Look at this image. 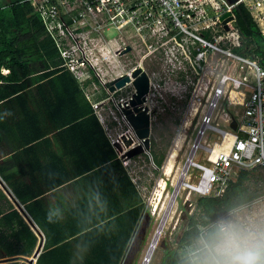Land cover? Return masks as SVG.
<instances>
[{
    "label": "built area",
    "instance_id": "2783aa9c",
    "mask_svg": "<svg viewBox=\"0 0 264 264\" xmlns=\"http://www.w3.org/2000/svg\"><path fill=\"white\" fill-rule=\"evenodd\" d=\"M27 1L54 42L59 67L72 73L99 122L114 131L110 137L123 163L134 159L127 153L142 143L124 111L136 88L129 82L111 91L109 83L123 75L133 81L134 70L141 68L150 78L144 104L150 114L154 79L168 83L179 72L177 83L185 91L195 83L199 117L191 145L193 168L186 172L184 188L222 196L241 169L264 167V68L257 55L236 51L242 35L235 25V7L243 4L264 35V0ZM227 11L231 15L221 19ZM151 67L161 71L150 72ZM101 87L109 95L100 97ZM126 87H131L128 95L117 99ZM234 106L241 109L233 111ZM208 130L217 139L207 138ZM199 150L203 153L196 161ZM147 155L155 164L152 153ZM245 206L258 207V200Z\"/></svg>",
    "mask_w": 264,
    "mask_h": 264
},
{
    "label": "crops",
    "instance_id": "0c3cea01",
    "mask_svg": "<svg viewBox=\"0 0 264 264\" xmlns=\"http://www.w3.org/2000/svg\"><path fill=\"white\" fill-rule=\"evenodd\" d=\"M179 78L177 72L169 82ZM24 98L0 103V264H70L73 255H116L112 237L124 231L119 223L100 221L134 203L135 190L143 199L144 185L130 170L134 160L123 163L110 137L114 131L101 123H39L26 115L38 110L40 97ZM90 227L96 228L83 236Z\"/></svg>",
    "mask_w": 264,
    "mask_h": 264
},
{
    "label": "trees",
    "instance_id": "16d2710c",
    "mask_svg": "<svg viewBox=\"0 0 264 264\" xmlns=\"http://www.w3.org/2000/svg\"><path fill=\"white\" fill-rule=\"evenodd\" d=\"M235 14L242 35V44L236 51L245 55H257L264 68V35L245 5L236 6ZM61 62L54 42L46 35L44 25L36 16L30 2L0 0V103L7 100H25L27 94L33 93L40 97L37 101L39 107L38 110L35 109L36 112L28 110L30 114L26 115L27 118L33 116L39 123L43 119L53 124H100L80 84L71 72L59 67ZM3 67L6 70L4 73ZM28 109H31L29 105ZM112 150L114 162L117 155L113 147ZM153 159L160 168L165 155H153ZM121 170L123 177L130 181L126 170L122 167ZM257 171L261 173L256 178L254 173ZM254 177L256 183L252 186L249 181ZM134 195V203L127 204L125 210L100 221L119 223L124 231V234L118 232V237H112L115 245L112 244L111 252L116 251V255H73L75 264H122L124 259L131 256L127 254V248L134 231L145 213L151 215L139 192L135 190ZM260 196H264V167L241 169L222 196L198 197L195 210L188 217L179 243H192L200 237L206 239L219 219ZM92 228L96 227L84 229L81 234L91 231ZM163 264H189V261L174 250Z\"/></svg>",
    "mask_w": 264,
    "mask_h": 264
},
{
    "label": "rangeland",
    "instance_id": "374dc122",
    "mask_svg": "<svg viewBox=\"0 0 264 264\" xmlns=\"http://www.w3.org/2000/svg\"><path fill=\"white\" fill-rule=\"evenodd\" d=\"M111 34L114 33L111 32ZM149 70L150 72L161 71V69H158L157 67H151ZM172 80H176L175 75L172 76ZM154 81L155 88H153L150 99L152 108L151 152L155 156H160L162 154L165 155L162 165L164 166L167 157L174 148L175 143H177V139H180L179 136L182 137L183 145L180 154L177 157V168L179 172H182L191 152L192 140L195 137L196 131L195 124L199 117V114H193L194 109L198 107V105L194 104V101L197 100L194 92L195 83L189 82L187 86L188 91H185V88H183L180 83H177V81L169 83L162 81L160 84L157 79H154ZM101 90L102 94L99 95L100 97L109 95L103 87H101ZM130 90L131 87H126L118 92L115 97L117 99L121 97L125 98ZM110 105L111 104H108L107 106ZM232 108L233 111L241 109L239 106H234ZM189 120L191 123L193 121V123L191 124ZM185 123L188 124V126L185 125ZM220 126L224 128V122L222 120H220ZM214 137L217 139V135L208 130L207 138L212 139ZM202 153L203 150L197 152L195 158L196 161L201 159ZM133 160L134 163H131L130 170L144 185V187L142 186L141 188V192L151 215L148 216V214L145 213L140 220L130 244L132 246V251L129 255L131 256L127 258L124 264H143L146 257L145 255L148 252L153 237L155 236L154 233H156V230H158V227L162 222V217L165 213V209L162 211V208H166L167 210V205L173 194L176 184L174 178L177 177V173L170 177L164 175L165 173L162 166L160 168L157 167L146 153L135 156ZM190 168H193L192 164ZM191 171L193 173L196 172V170ZM257 173H254L256 178L261 171H257ZM163 179L166 181L167 187L166 190L163 191L164 197L161 202V199L159 200L158 196L160 189L159 183L160 180ZM255 183V177L253 180L249 181V184L252 186H254ZM183 186L184 185H182L176 197V201L172 206L169 219L149 264H163L168 255L174 250H176L182 258L189 261L191 254L197 249V247H199V242L203 239L200 237L192 243H179V239L185 230L188 217L194 212L197 199L201 196L195 192H191ZM257 200L259 204L258 207L249 206L246 208V206L243 205L226 220H235L237 217L246 220L250 216L258 217L261 214H264V197L260 196ZM161 215L162 217H158Z\"/></svg>",
    "mask_w": 264,
    "mask_h": 264
},
{
    "label": "clouds",
    "instance_id": "9594fccd",
    "mask_svg": "<svg viewBox=\"0 0 264 264\" xmlns=\"http://www.w3.org/2000/svg\"><path fill=\"white\" fill-rule=\"evenodd\" d=\"M189 264H264V214L218 222Z\"/></svg>",
    "mask_w": 264,
    "mask_h": 264
},
{
    "label": "water",
    "instance_id": "95a60500",
    "mask_svg": "<svg viewBox=\"0 0 264 264\" xmlns=\"http://www.w3.org/2000/svg\"><path fill=\"white\" fill-rule=\"evenodd\" d=\"M237 0H229L230 3H235ZM231 15V12L227 11L224 13L221 17V19L226 18L227 16ZM237 26L238 24L235 23ZM130 50V48H128ZM127 50V51H128ZM132 77L134 80H131V77L129 75H123L122 77L112 81L110 83V90L115 91L116 88H121L125 86L127 83L132 82L134 87L136 88V92L133 93L129 107H126L124 109L125 113L128 115V118L132 125L135 128V132L138 136L139 139L142 140V143L128 151L127 156L128 157H135L138 155H141L143 153H151V130H152V118L151 114L149 112V107L147 105H144L146 102V97L145 94L148 93L149 91V86H150V78L149 75L146 71H143L141 68H137L134 70ZM232 126L235 129L237 127V122L234 119L232 122ZM193 152H190L189 157L187 158V163L182 169V172L180 174V177L174 187L173 194L171 196V199L167 205V210L165 211V215L163 217L162 222L160 223L159 227H162L161 230L163 229V226L165 225L166 221L168 220L172 206L174 205V202L176 201V197L182 187V185L185 182L186 178V172L190 167V159L192 156ZM190 158V159H189ZM192 160V159H191ZM156 165V164H155ZM157 166V165H156ZM163 168V166H162ZM160 230V231H161ZM156 235L153 237V240L156 239L157 231L155 233ZM158 240H156V245H158ZM132 251V246L129 248V253ZM152 257V256H151ZM151 257L149 259H151ZM149 260L148 258H145Z\"/></svg>",
    "mask_w": 264,
    "mask_h": 264
},
{
    "label": "bare ground",
    "instance_id": "6f19581e",
    "mask_svg": "<svg viewBox=\"0 0 264 264\" xmlns=\"http://www.w3.org/2000/svg\"><path fill=\"white\" fill-rule=\"evenodd\" d=\"M196 106V105H195ZM198 107H196L195 109H194V115H196V113H197V111H198ZM192 114V113H191ZM190 119V118H189ZM191 120V119H190ZM189 120V121H190ZM190 123H191V121H190ZM192 124V123H191ZM187 126H188V124H186ZM190 125V124H189ZM180 135V134H179ZM178 138V137H177ZM179 138L180 139H177V143H175V146H174V148L171 150V152H170V154H169V156L167 157V160L165 161V163H164V166H163V171H164V175H167V176H173V174H175V173H177V177H175L174 178V182L175 183H177V181H178V179H179V177H180V174H181V172H179V170H178V166H177V157L179 156V154H180V150H181V148H182V145H183V139H182V137H180L179 136ZM185 140V139H184ZM191 158H192V156H191ZM190 159V158H189ZM190 161V164H192V161H191V159L189 160ZM176 180V181H175ZM174 183V184H175ZM176 185V184H175ZM184 185V184H183ZM166 187H167V183H166V181L163 179V180H160V183H159V200L161 199V202H162V200H163V197H164V192L163 191H165L166 190ZM161 204V203H160ZM165 207V206H164ZM163 209H165V211H166V208H162V211H163ZM160 213V212H159ZM163 213V212H162ZM166 213V212H165ZM165 213H164V215H165ZM161 214V213H160ZM158 217H162V215L161 216H158ZM164 217V216H163ZM163 217H162V220H163ZM169 219V218H168ZM168 221V220H167ZM167 221H166V223H167ZM166 223H165V225L163 226V229L161 230V228L162 227H158V230H156L157 231V235L158 236H156V239L155 240H152V242H151V244H150V246H149V248H148V252L146 253V257L145 258H150L152 255H153V253H154V250H155V248H156V240H158V238L160 239V237H161V235L163 234L162 232L164 231V228H165V226H166ZM161 230V231H160ZM155 234V233H154ZM156 235V234H155ZM159 243V242H158ZM152 258V257H151ZM150 260L151 259H149V260H147V259H144V261H143V264H149V262H150Z\"/></svg>",
    "mask_w": 264,
    "mask_h": 264
}]
</instances>
